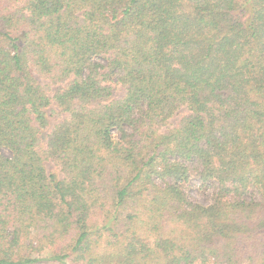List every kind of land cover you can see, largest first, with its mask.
<instances>
[{"label":"trees","instance_id":"trees-1","mask_svg":"<svg viewBox=\"0 0 264 264\" xmlns=\"http://www.w3.org/2000/svg\"><path fill=\"white\" fill-rule=\"evenodd\" d=\"M0 264H264V0H0Z\"/></svg>","mask_w":264,"mask_h":264},{"label":"rangeland","instance_id":"rangeland-1","mask_svg":"<svg viewBox=\"0 0 264 264\" xmlns=\"http://www.w3.org/2000/svg\"><path fill=\"white\" fill-rule=\"evenodd\" d=\"M44 83H47V81H43ZM120 89V88H119ZM118 96H120L123 91L120 89L118 90ZM185 110H182L177 117H175L171 122L175 123L179 120V118L185 113ZM53 116L50 119V127L48 128V130H46L43 134H44V140L47 139V135L50 133L52 127L54 126V124L56 123V119H57V114L53 113ZM49 170H56V165L49 161L47 163ZM186 192L192 196L194 199L198 200L199 202L203 203V204H207L210 201V197H211V190L207 187H203L201 181L197 178V177H193L191 178V180L187 183L186 185Z\"/></svg>","mask_w":264,"mask_h":264}]
</instances>
